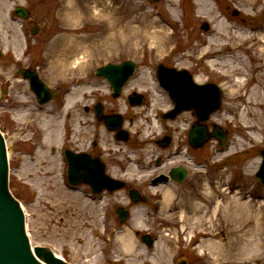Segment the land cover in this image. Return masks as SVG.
<instances>
[{
    "label": "rangeland",
    "instance_id": "obj_1",
    "mask_svg": "<svg viewBox=\"0 0 264 264\" xmlns=\"http://www.w3.org/2000/svg\"><path fill=\"white\" fill-rule=\"evenodd\" d=\"M24 1L0 0V129L32 245L71 264H264V186L256 179L264 148V0H35L37 34L11 15ZM125 60L137 63L129 88L148 90L153 110L166 100L157 82L161 63L218 83L224 97L215 120L229 140L223 147L212 140L195 163L186 161L184 183L144 188L148 202L121 224L115 208L127 201L126 191L94 195L86 185L71 187L62 148L68 112L74 139L93 138L82 132L79 111L94 101V90L103 98L110 91L95 71ZM28 64L59 89L46 105L16 73ZM139 110L128 113L132 132L158 137L155 111ZM102 142L114 147L105 136ZM132 166L129 179L142 187L160 170ZM256 225L258 234L246 236ZM147 232L152 248L141 241Z\"/></svg>",
    "mask_w": 264,
    "mask_h": 264
},
{
    "label": "flooded vegetation",
    "instance_id": "obj_2",
    "mask_svg": "<svg viewBox=\"0 0 264 264\" xmlns=\"http://www.w3.org/2000/svg\"><path fill=\"white\" fill-rule=\"evenodd\" d=\"M37 4L38 3L35 0H25L22 4H20V6H23L22 8H24V11L22 12L23 14L21 15L25 14L26 16H19L20 14L18 15L16 13L15 8L17 6L13 8L11 15L14 19L22 20L23 22H27L28 25L33 26V23L36 20H39L40 17L34 13ZM46 8L49 10L48 6ZM165 66L175 67L174 65L169 64ZM24 68L35 69L36 66L28 64ZM192 74L196 83L206 84L208 82H214L213 80L199 82L197 72L193 71ZM132 77L123 86L119 97L113 96L111 88L107 95H105L106 98H103L104 96H97L95 93L97 90H94V93L92 94L94 101L90 104L84 105L83 109H80L79 115L81 119L79 120V126L83 129L82 132L84 133H86V129L92 131L94 135L92 139L83 140L80 138L81 134H79L78 138L74 139V132L72 131L74 120L72 119L70 113H67V118L70 124L66 127L67 131L63 148L70 149L75 153L87 154L94 159L102 160L108 174L116 177L117 179L124 180L126 183L128 182L127 188L124 189L126 193H128L131 188H137L143 194L144 188L153 186L152 180L154 178L162 175H168L172 168L186 166L189 175L190 170L186 161L195 163L194 157L196 155L198 156L199 151L205 149L209 142L203 147L197 149L190 146L189 131L194 123H201L198 119L199 109L197 110L195 107L191 109H183L180 112H176L174 116H172L173 112L176 111V103L169 96L167 91L161 87L160 89L166 95V100L164 101L165 104H163V106L153 110L154 107L151 106L150 99L147 94L148 91L144 88L140 89L143 102L141 105L135 106L133 103L137 100V98L135 99L132 96H134V94L138 91L136 89L131 90L129 88L130 83L133 80ZM100 104H102L101 107L103 108L104 113L115 116H119L118 114H120L123 118L122 126L126 129L129 128V131H132V126L130 127V125H133L134 122L132 117L128 116L129 111L138 108L140 110L137 112L144 115L149 114L152 110L155 111V115L160 118L162 127L159 137L153 136L146 140L143 139L141 131L137 130L133 132L135 135L130 133L129 139L126 142L118 140L116 132L110 131L103 122L98 120L96 116V109ZM207 111L208 106L201 110V114L205 115ZM217 113L218 112L208 115L207 120L204 122L208 130H213L215 127V116ZM86 136V134H83V137ZM104 136L109 139V141H113L110 142V144L114 145V147H106L105 144L103 145L102 140ZM166 139H169L168 143L165 142ZM133 156H137L138 159L136 162H134V159L132 158ZM177 161L178 163H176ZM134 164L142 166V169H146L148 167L146 170L149 171L154 168H160V170L152 175L149 180V185L145 184L144 187H142L137 185L136 181L132 182V180L129 179L130 175H133L132 165ZM126 203L129 204L127 205V208L131 209L134 207V204H131L130 199L127 200Z\"/></svg>",
    "mask_w": 264,
    "mask_h": 264
},
{
    "label": "water",
    "instance_id": "obj_3",
    "mask_svg": "<svg viewBox=\"0 0 264 264\" xmlns=\"http://www.w3.org/2000/svg\"><path fill=\"white\" fill-rule=\"evenodd\" d=\"M159 1V0H154ZM202 28L208 29V24H203ZM1 55V51H0ZM135 65L132 61L124 62L120 65L107 64L99 67L96 74L106 77L115 90V95H118L121 86L133 73ZM159 81L161 85L170 91V94L175 98L177 103H184L185 106L191 107L193 98L194 82L188 70L177 71L171 68L159 66ZM20 75L28 79L31 90L35 93L38 101L44 104L50 101L56 94V91L46 86V83L40 79L35 71L28 70L23 74L22 70L19 71ZM204 87V86H199ZM205 87L208 89H215L216 86L208 84ZM221 98L218 94L212 95L210 93L209 101L213 107L210 111L218 109ZM198 103L201 105L204 100L200 96ZM196 107V106H195ZM201 114V113H200ZM100 120H104L111 129L118 130L120 135L127 134L119 129L121 120H117L113 125L110 117L98 114ZM201 119L206 116L200 115ZM211 136L218 137L221 140V145L225 142L226 136L218 129L211 135L206 134L203 128H194L191 130V139L195 146L201 145L207 141ZM263 162L256 174L258 181L264 185V149L261 152ZM70 168L69 181L72 185H79L81 183L89 184L94 193H100L104 189L109 191L118 190L125 186V183L108 176L104 171V165L99 160H93L84 155H68ZM9 157L6 138L0 131V264H70L56 255L50 248L44 246L32 247L30 238L27 233L26 217L24 209L20 201L13 195L9 186ZM176 174H179L176 178ZM172 178L182 181L186 176V170L178 168L171 172ZM161 178H158L154 183H158ZM169 177L164 180L168 181ZM130 195L134 202H146V197H140L137 190H131ZM117 213L120 222H125L129 217V212L124 207L119 206ZM142 240L148 245L152 246V237L149 234L143 235ZM179 264H186L181 260Z\"/></svg>",
    "mask_w": 264,
    "mask_h": 264
},
{
    "label": "bare ground",
    "instance_id": "obj_4",
    "mask_svg": "<svg viewBox=\"0 0 264 264\" xmlns=\"http://www.w3.org/2000/svg\"><path fill=\"white\" fill-rule=\"evenodd\" d=\"M249 204H250V203H249ZM250 206H252V204H250ZM243 210H244V209H243ZM254 211H255V210H254V205H253V206H252V209H251V212L254 213ZM246 215H247V214H246ZM250 216H251V215H247L246 218H249ZM254 217L256 218V215H255ZM254 217H253V218H254ZM257 228H258V226L256 225V226H253L251 229L247 230V231L245 232L246 236L252 234V233H249L250 231H251V232L254 231L256 234H258V229H257ZM244 241H245L246 246L248 247V244H250L249 239L244 238ZM240 242H241V241H240ZM252 247H253V246H252ZM256 248H257V247H256ZM231 251H233V248L231 249Z\"/></svg>",
    "mask_w": 264,
    "mask_h": 264
}]
</instances>
